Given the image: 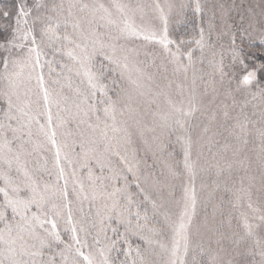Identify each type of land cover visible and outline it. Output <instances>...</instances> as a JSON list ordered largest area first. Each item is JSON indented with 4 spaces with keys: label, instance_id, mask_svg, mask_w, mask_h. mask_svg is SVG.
<instances>
[{
    "label": "snow or ice",
    "instance_id": "snow-or-ice-1",
    "mask_svg": "<svg viewBox=\"0 0 264 264\" xmlns=\"http://www.w3.org/2000/svg\"><path fill=\"white\" fill-rule=\"evenodd\" d=\"M230 11L0 7V264H264V10Z\"/></svg>",
    "mask_w": 264,
    "mask_h": 264
},
{
    "label": "rangeland",
    "instance_id": "rangeland-1",
    "mask_svg": "<svg viewBox=\"0 0 264 264\" xmlns=\"http://www.w3.org/2000/svg\"><path fill=\"white\" fill-rule=\"evenodd\" d=\"M224 3L227 7H230V22L234 24H240L241 23V17L244 18L243 23L244 26H247V22L250 16L255 17V20L259 21L262 19L261 13L262 10H264V0H209V3ZM185 27L190 31L191 25H181L180 31H185ZM152 71H155V69H152ZM249 111H251V108H249ZM176 152L179 153V147H176ZM149 162L151 163V160L149 159ZM179 194V191L177 192ZM209 211L211 209L209 208ZM201 214H203V208H201Z\"/></svg>",
    "mask_w": 264,
    "mask_h": 264
},
{
    "label": "trees",
    "instance_id": "trees-1",
    "mask_svg": "<svg viewBox=\"0 0 264 264\" xmlns=\"http://www.w3.org/2000/svg\"><path fill=\"white\" fill-rule=\"evenodd\" d=\"M15 3V0H0V7H11Z\"/></svg>",
    "mask_w": 264,
    "mask_h": 264
}]
</instances>
